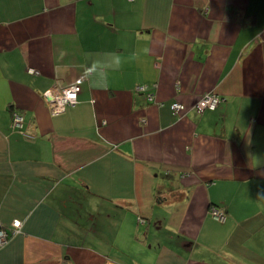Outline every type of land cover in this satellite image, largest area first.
<instances>
[{
	"label": "crops",
	"instance_id": "obj_1",
	"mask_svg": "<svg viewBox=\"0 0 264 264\" xmlns=\"http://www.w3.org/2000/svg\"><path fill=\"white\" fill-rule=\"evenodd\" d=\"M69 85L51 114L42 94ZM14 219L0 264H264V0H0Z\"/></svg>",
	"mask_w": 264,
	"mask_h": 264
},
{
	"label": "built area",
	"instance_id": "obj_2",
	"mask_svg": "<svg viewBox=\"0 0 264 264\" xmlns=\"http://www.w3.org/2000/svg\"><path fill=\"white\" fill-rule=\"evenodd\" d=\"M27 71L29 73H35V71L32 69H28ZM152 87H155V85L148 86L145 84L137 86L135 90L139 93H144L146 95V98L151 101L153 100V94L150 91ZM78 92L79 87L77 85L52 87L42 94V98L47 103L50 113L54 115L62 113L65 111V109L73 106L77 102ZM220 101L221 99L217 94L213 92H207L198 99L193 107L196 112L202 113L205 110H214L219 105ZM159 105H162V103H159ZM169 108L172 111L173 115H179L186 109L184 104L178 101L171 102L169 104ZM10 115L11 129L28 136L29 134H26L22 130L23 117L21 113L18 111H11ZM209 213L219 221L224 220V210L222 208L211 206L209 209ZM139 222H144V220L142 218H139ZM20 223V220L14 219L5 228L0 225V247L3 246L12 235L19 231Z\"/></svg>",
	"mask_w": 264,
	"mask_h": 264
},
{
	"label": "trees",
	"instance_id": "obj_3",
	"mask_svg": "<svg viewBox=\"0 0 264 264\" xmlns=\"http://www.w3.org/2000/svg\"><path fill=\"white\" fill-rule=\"evenodd\" d=\"M12 111V110H11Z\"/></svg>",
	"mask_w": 264,
	"mask_h": 264
}]
</instances>
